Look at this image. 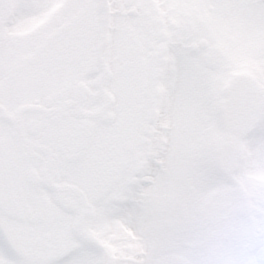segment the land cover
<instances>
[{
	"label": "snow or ice",
	"instance_id": "obj_1",
	"mask_svg": "<svg viewBox=\"0 0 264 264\" xmlns=\"http://www.w3.org/2000/svg\"><path fill=\"white\" fill-rule=\"evenodd\" d=\"M0 264H264V0H0Z\"/></svg>",
	"mask_w": 264,
	"mask_h": 264
}]
</instances>
